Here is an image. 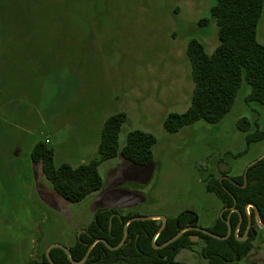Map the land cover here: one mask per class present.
I'll use <instances>...</instances> for the list:
<instances>
[{"label":"rangeland","instance_id":"374dc122","mask_svg":"<svg viewBox=\"0 0 264 264\" xmlns=\"http://www.w3.org/2000/svg\"><path fill=\"white\" fill-rule=\"evenodd\" d=\"M215 2L0 0V264L41 260L54 242L71 246L101 209L193 210L203 227L221 215L204 178L239 175L264 154V138L243 152L246 132L238 126L245 117L251 129H264V104L246 101L244 80L220 121L196 120L173 133L164 126L191 104L189 41L200 40L209 53L219 43ZM203 18L211 20L201 25ZM257 37L264 44V8ZM118 113L126 116L120 147L131 131L150 132L153 160L141 165L118 154L99 166V190L66 200L33 161L35 144L53 149L55 165L77 166L97 156L103 124ZM255 232L251 254L230 264H264V227ZM202 245L176 259L206 264Z\"/></svg>","mask_w":264,"mask_h":264},{"label":"trees","instance_id":"16d2710c","mask_svg":"<svg viewBox=\"0 0 264 264\" xmlns=\"http://www.w3.org/2000/svg\"><path fill=\"white\" fill-rule=\"evenodd\" d=\"M263 8L264 0H216L211 6L210 14L218 26L219 43L209 53L200 40L192 38L189 41L187 54L194 81L192 100L184 112L171 113L166 117L164 126L168 132H177L183 126L200 119L211 123L220 121L235 103L244 80L250 85L246 101L264 104V44L257 37ZM210 20L211 18H203L199 23L206 25ZM125 119L124 113H118L105 120L98 154L87 162L77 166L69 163L57 166L54 163L53 149L44 141L35 144L32 159L42 164L46 177L62 197L71 202H79L103 186L99 171L103 161L118 154L141 165L153 160V147L157 139L150 132L133 130L128 134L125 145L120 147L119 133ZM238 126L246 132V147L243 152H247L252 143L264 138V129L258 126L251 129V124L245 117L239 119ZM226 175L220 178L210 175L204 178V182L206 190L214 193L227 207L208 230L226 235L229 220L233 232L227 239L187 230L167 246L156 248L154 237L155 244L161 245L174 237L180 229L196 224L195 214L184 210L175 216H167L166 226L160 232V219L129 222L127 238L122 246L110 249L104 242L98 241L83 264H183L176 257L182 249H189L195 244L191 239L193 234H199L202 238L200 254L206 259V264H230L247 256L254 248L256 235L249 231L247 240L241 241L238 237L244 235L249 218H252V225L257 224L255 208L250 207L248 213L247 205L256 206L260 221L264 223V157L248 167L245 186L244 172L230 177ZM233 208L237 211L232 210ZM113 214L115 215L110 225ZM137 215L141 214L135 210H99L69 246L71 256L75 260L82 259L90 245L100 238L111 246L118 245L123 239L126 223ZM50 256L56 264H74L61 248H52ZM25 264L51 263L46 253H43L41 260L31 259Z\"/></svg>","mask_w":264,"mask_h":264},{"label":"water","instance_id":"95a60500","mask_svg":"<svg viewBox=\"0 0 264 264\" xmlns=\"http://www.w3.org/2000/svg\"><path fill=\"white\" fill-rule=\"evenodd\" d=\"M263 157H264V154L261 155V156H259L257 159L253 160V161L248 165V167L251 166V165H253V164H255L258 160L262 159ZM248 167H247V168L245 169V171H244V179H245L244 186L247 184V170H248ZM247 206H251V207H254V208H255L256 221H257V223H258V225H259L260 227H264V223H262V222L260 221V218H259V215H258V212H257V208H256V206L253 205V204H249V205H247ZM246 208H247V207H246ZM232 210H236V211H237V209H234V208H233ZM188 212H191V213L195 214L193 211H188ZM115 214H118V213H115ZM115 214H113V215L110 217V225H111V223H112V218H113V216H114ZM147 219H160V220H162V225H161V227H160V229H159V232H160V231L166 226V223H167V216H165V215H163V214L137 215V216L132 217V218L126 223L125 228H124V236H123V239H122V241H121L118 245H116V246H111V245H110L105 239H102V238H100V239H96V240L90 245V247L88 248V250H87V252L85 253L84 257H83L82 259H80V260H75V259L71 256V254H70L69 247H67V246H65V245H63V244H61V243L54 242V243L50 244L49 247L47 248V250H46V256H47V258H48V260H49V262H50L51 264H56V263L53 261V259L51 258V256H50V250H51L52 248H54V247H58V248H61V249H63V250L65 251V253L67 254L68 258L70 259V261H71L72 263H74V264H83V263L86 261V259L88 258L89 253H90L92 247L94 246V244H95L96 242H98V241H102V242H104V243H105L110 249H117V248H119L120 246H122V245L124 244V242L126 241V238H127V227H128L129 222H131V221H133V220H147ZM195 220H197V216L195 217ZM241 220H242V217H241V219H240V222H241ZM251 223H252V218H249V224H248V227H247V229H246L244 235L241 236V237H238L239 240L244 241V240H246V239L248 238V233H249V230H250V228H251ZM227 224H228V232H227L226 235H223V236H222V235H218V234H216V233H214V232H212V231H210V230H208V229H206V228L200 227V226L189 225V226H186V227L180 229V230L178 231V233H177L174 237H172L171 239L167 240L166 242H164V243L161 244V245H157V244H155V239H156V237H154V239H153V241H154V246H155L156 248H162V247H165V246H167L168 244H170L171 242L175 241L177 238H179V237L181 236V234H182L183 232L187 231V230H198V231H200V232H202V233H205V234H207V235H210V236L215 237V238H218V239H227V238L232 234V232H233V230H232V225H231V223H230L229 220H227ZM239 224H240V223H239ZM252 231H253L254 234H256L255 229H252ZM156 236H157V235H156ZM198 238H199V236H192V237H191L192 241H197Z\"/></svg>","mask_w":264,"mask_h":264},{"label":"flooded vegetation","instance_id":"af4514ba","mask_svg":"<svg viewBox=\"0 0 264 264\" xmlns=\"http://www.w3.org/2000/svg\"><path fill=\"white\" fill-rule=\"evenodd\" d=\"M221 203H222V202H221ZM250 207H251V206H249V208H250ZM222 208L224 209V210L222 211V213H223V212L227 209V207H225V206L223 205V203H222ZM246 209H247V208H246ZM188 211H189V210H188ZM192 211H193V210H192ZM193 212H194V211H193ZM247 212H248V211H247ZM194 213H195V212H194ZM222 213H221V214H222ZM248 213H250V210H249ZM195 216H197V220H195L196 224H193V225L203 227V226L200 224V218H199V216H198L197 213H195ZM220 216H221V215H220ZM218 217H219V216H218ZM218 217H217V218H218ZM217 218H216V219H217ZM216 219L213 221V223L216 221ZM213 223H212V224H213ZM212 224H211V225H212ZM211 225H210V226H211ZM257 226H258V223H257L256 225H252V223H251V228H250L249 231H252V229H255ZM203 228L208 229V227H203ZM195 231L200 232V231H198V230H195ZM252 232H253V231H252ZM201 233H202V232H201ZM204 234H205V233H204ZM248 234H249V233H248ZM255 235H256V239H257V232H256ZM192 236H199L198 240H201V241H202V238H201V236H200L199 234H193V235H191V237H192ZM198 240H197V241H198ZM246 240H247V239H246ZM197 241H193V242L197 243ZM253 249H254V248H253ZM253 249H252V250H253ZM252 250L249 252V254H251ZM249 254H248V255H249ZM248 255H247V256H248ZM247 256H245V257H247ZM245 257H243V258H245ZM238 259H239V258H238Z\"/></svg>","mask_w":264,"mask_h":264},{"label":"built area","instance_id":"2783aa9c","mask_svg":"<svg viewBox=\"0 0 264 264\" xmlns=\"http://www.w3.org/2000/svg\"><path fill=\"white\" fill-rule=\"evenodd\" d=\"M247 211L249 212V206H247Z\"/></svg>","mask_w":264,"mask_h":264}]
</instances>
